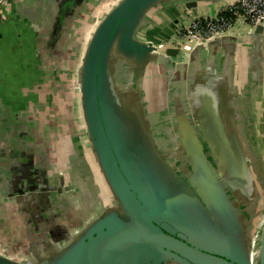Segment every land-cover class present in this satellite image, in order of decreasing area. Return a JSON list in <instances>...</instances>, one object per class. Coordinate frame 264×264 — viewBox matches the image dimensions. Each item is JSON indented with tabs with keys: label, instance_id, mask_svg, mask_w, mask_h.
<instances>
[{
	"label": "water",
	"instance_id": "1",
	"mask_svg": "<svg viewBox=\"0 0 264 264\" xmlns=\"http://www.w3.org/2000/svg\"><path fill=\"white\" fill-rule=\"evenodd\" d=\"M199 2L117 0L100 18L77 82L103 184L79 198L80 219L46 234L38 256L0 254V264H264V220L259 243L250 227L264 186L254 118L212 80L179 87L173 60L140 36L152 10ZM263 30L264 21L253 27ZM155 66L165 91L154 90Z\"/></svg>",
	"mask_w": 264,
	"mask_h": 264
},
{
	"label": "crops",
	"instance_id": "2",
	"mask_svg": "<svg viewBox=\"0 0 264 264\" xmlns=\"http://www.w3.org/2000/svg\"><path fill=\"white\" fill-rule=\"evenodd\" d=\"M116 1L5 0L0 6V254L8 258L38 256L51 226L80 219L79 198L96 197L103 184L78 85H68L67 73L79 65L90 33ZM222 3L158 7L140 36L163 45L159 51L174 63L172 81L184 83L179 87L187 88L194 77L214 81L219 97L231 91L238 99L235 112L252 115L257 130L255 116L264 109V30L255 35L243 25L192 52L170 46L177 28L217 12ZM154 69V90L165 91L160 67Z\"/></svg>",
	"mask_w": 264,
	"mask_h": 264
},
{
	"label": "built area",
	"instance_id": "3",
	"mask_svg": "<svg viewBox=\"0 0 264 264\" xmlns=\"http://www.w3.org/2000/svg\"><path fill=\"white\" fill-rule=\"evenodd\" d=\"M5 0H0V6ZM264 21V0H231L226 7L207 15L192 17L176 29L171 45L188 52L194 46L236 31L240 26L254 27ZM160 50L163 45L156 44Z\"/></svg>",
	"mask_w": 264,
	"mask_h": 264
},
{
	"label": "rangeland",
	"instance_id": "4",
	"mask_svg": "<svg viewBox=\"0 0 264 264\" xmlns=\"http://www.w3.org/2000/svg\"><path fill=\"white\" fill-rule=\"evenodd\" d=\"M152 42H154V44H158L157 40H152ZM170 42V41H169ZM166 45L168 46L169 44L166 43ZM32 46V45H31ZM171 47H173L170 44ZM29 53L31 55V50H29ZM77 65H75V67L72 69V71H70L69 73H67V83L72 84L75 83V85L73 86H77L78 82H77V77H78V69H77ZM27 69H24V73L27 72ZM30 76V81L33 79V77L37 78L38 76V71H36L35 73L31 72L29 74ZM74 77V79L72 78ZM256 123H257V135L260 136V142L262 141V144L264 146V109H261L260 112L258 114H256ZM260 151L261 154L263 156V161H264V148L262 149V147L260 146ZM264 165V162H263ZM263 170H264V166H263ZM261 189V195L259 197V203L257 205H255V207L253 208V210H251V215L250 217H252V223L250 225V227H252V224L254 223L255 227L254 230L255 231V235L257 237V243H259L260 241V236H261V228H262V224H263V220H264V186L260 187ZM34 222V221H33ZM1 228V227H0Z\"/></svg>",
	"mask_w": 264,
	"mask_h": 264
},
{
	"label": "flooded vegetation",
	"instance_id": "5",
	"mask_svg": "<svg viewBox=\"0 0 264 264\" xmlns=\"http://www.w3.org/2000/svg\"><path fill=\"white\" fill-rule=\"evenodd\" d=\"M71 2V1H70ZM69 2V3H70ZM66 7V5L64 6V8ZM125 84V83H124ZM172 156V155H171ZM175 158V159H174ZM173 159L175 160L174 162H175V167H178L179 166V154H174V156H172V158H171V161H173ZM40 197H41V199L42 198H44L43 196L44 195H39ZM52 205H54L53 203H52ZM58 207V206H57ZM55 208H56V206H53V208L51 209V211H54L55 210ZM48 215H51V214H48ZM47 215V216H48ZM45 217V219H46V221H49L50 220V218L49 217ZM52 216V215H51ZM50 222V221H49ZM48 222V223H49ZM56 226H59V224H57V225H52L51 226V229H49V233L51 232V231H53L55 228H56Z\"/></svg>",
	"mask_w": 264,
	"mask_h": 264
},
{
	"label": "trees",
	"instance_id": "6",
	"mask_svg": "<svg viewBox=\"0 0 264 264\" xmlns=\"http://www.w3.org/2000/svg\"><path fill=\"white\" fill-rule=\"evenodd\" d=\"M74 85H75V83H74ZM256 182V181H255ZM257 184V183H256ZM261 194V193H260Z\"/></svg>",
	"mask_w": 264,
	"mask_h": 264
}]
</instances>
